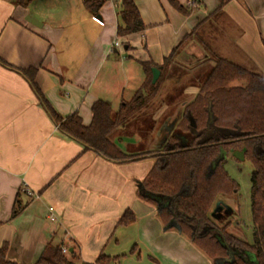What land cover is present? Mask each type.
I'll return each instance as SVG.
<instances>
[{
  "label": "crops",
  "instance_id": "1",
  "mask_svg": "<svg viewBox=\"0 0 264 264\" xmlns=\"http://www.w3.org/2000/svg\"><path fill=\"white\" fill-rule=\"evenodd\" d=\"M18 1L0 0V57L15 67L0 63V247L8 243V258L34 264L53 243L91 263L105 253L124 255L115 264H213L190 238L166 228L156 205L139 196L153 158L113 161L85 149L60 128L42 97L61 117L78 113L89 125L96 101L113 109L127 92L135 94L145 79L141 62L162 64L222 0H196V6L175 0L188 13L172 0H135L146 29L125 36L117 34L120 0H107L98 15L84 0H37L33 9L34 0H25L26 6ZM225 1L227 26L241 29L230 33L226 52L264 73V0ZM189 46L187 53L202 51L195 41ZM29 68H36L42 97L20 71ZM199 90L189 82L184 93ZM194 97L184 96L173 111L165 103L154 114L158 125L148 149L161 148L167 127L177 125ZM125 138L133 139H115L124 151H141L138 143L124 144ZM24 186L38 196L26 195ZM16 205L22 208L13 216ZM128 209L136 220L122 225Z\"/></svg>",
  "mask_w": 264,
  "mask_h": 264
},
{
  "label": "trees",
  "instance_id": "2",
  "mask_svg": "<svg viewBox=\"0 0 264 264\" xmlns=\"http://www.w3.org/2000/svg\"><path fill=\"white\" fill-rule=\"evenodd\" d=\"M106 1L84 0V5L98 15ZM172 2L184 13L190 11L175 0ZM225 2L222 0L199 22L162 64L141 62L145 79L132 98L123 100L117 111L113 112L108 101H96L89 125L83 123L78 113L63 118L52 109L41 96L35 81L36 68L20 71L42 97L60 128L81 142L85 149L113 161L153 158V166L140 182L138 193L142 199L156 205L166 228H176L190 238L213 264H264V73L248 63L234 61L226 52L223 42V37L227 36L224 32H228ZM17 3L27 5L25 0ZM118 14V36L146 29L135 0H120ZM236 29L241 33L238 27L235 33ZM190 41L201 45L214 63L202 74L204 79L199 92L185 102L179 122L161 148L124 151L115 139L133 135L136 132H133L134 126H139L142 121L150 118V131L154 133L157 121L153 116L168 99L165 82H178L185 76L186 71L177 64V59ZM0 63L15 68L1 57ZM153 67L161 68L156 83H153ZM235 81H241V84H234ZM174 100L181 101L178 97ZM210 112L214 117L212 122ZM244 147L247 149L246 159L253 166L251 206L254 231L251 242L228 232V223L218 227L212 214L218 197L237 189V183L225 169L222 155ZM21 208L16 205L12 215L20 213ZM135 220V214L128 209L119 223L129 225ZM7 252L8 243H4L0 247V264H26L9 259ZM123 256L102 253L95 263H91L82 261L75 250L65 254L62 244L49 243L34 264H115Z\"/></svg>",
  "mask_w": 264,
  "mask_h": 264
},
{
  "label": "rangeland",
  "instance_id": "3",
  "mask_svg": "<svg viewBox=\"0 0 264 264\" xmlns=\"http://www.w3.org/2000/svg\"><path fill=\"white\" fill-rule=\"evenodd\" d=\"M37 0H34V3L32 4V9L36 5ZM45 6V5H44ZM33 11V10H32ZM227 24V21H226ZM231 24L228 23V32H224V34H227L226 37H223V42L225 47L228 46V39H231L230 33L235 34V29L230 28ZM236 29V33H237ZM229 34V35H228ZM191 42V41H190ZM188 42L182 52L180 53L177 64L180 65L182 69L186 71L185 76L179 80L178 82L170 83L165 82V86H167L166 91H168V99L166 100L167 105L169 106L168 110H176V108L180 105V102H176L177 100H174V98H183L184 96H196L194 94H185L184 89L186 87V84L189 82L191 83H197L200 85L204 79V71H208L210 69L209 65H214V63L208 59V56L206 55V51L201 48L202 51L198 50V53L195 52V54L187 53V49L190 51L192 50L189 46ZM230 45V44H229ZM189 46V48H188ZM198 48V47H197ZM186 52V54L184 52ZM189 52V51H188ZM183 53V54H182ZM237 59L242 58V54L236 53ZM202 64H205L206 67L202 68L203 70L199 69L198 67ZM200 74V75H199ZM234 84H241V81H235ZM200 87V86H199ZM129 93V94H128ZM134 95V92H127L126 96H128L126 99L129 100L131 96ZM170 101V102H169ZM113 112L117 111L119 106L117 102H114L113 105ZM149 118V116L147 117ZM150 118L148 121H142L139 126H134V131H136L133 135V139H124V144L127 142L135 143V145L138 143L140 147L139 149H146L147 146H149V142L153 140V135L155 133H151L150 131ZM158 125V123H157ZM157 129V128H156ZM154 130V132L156 131ZM138 135V136H137ZM131 137L130 135H126ZM125 136V137H126ZM137 136V137H136ZM134 140V141H133ZM224 158V166L229 175L235 180L237 183V189H235L233 192H229L228 194H222L218 197V199H225L233 208L234 210L226 216L222 221L217 219L215 216H213L214 223L218 227H224L225 224H229L227 231L244 239L249 242L253 240V231H254V224H253V212H252V206H251V193H252V170L253 166L252 163L248 160H239L234 157L233 154L222 155ZM215 206V204H214ZM213 206V208H214Z\"/></svg>",
  "mask_w": 264,
  "mask_h": 264
},
{
  "label": "water",
  "instance_id": "4",
  "mask_svg": "<svg viewBox=\"0 0 264 264\" xmlns=\"http://www.w3.org/2000/svg\"><path fill=\"white\" fill-rule=\"evenodd\" d=\"M26 19L29 21V22H31L32 24H34V25H37V26H40V25H42V22L40 21V20H38L37 18H35L34 16H32V15H28L27 17H26ZM160 74H161V68L160 67H153V83H156L157 82V80L159 79V77H160ZM214 120V117H213V113L212 112H210V122H212ZM174 127H173V124H171L170 126H168L167 127V134L164 136V139L162 140V143H164V141H165V139H166V137L168 136V134H169V132L173 129ZM246 147H244L243 149H240V150H232V153H233V155L237 158V159H239V160H245V158H246ZM223 204L221 203V202H218V204H217V208H215V210H214V213H213V216H215L216 217V212H218V211H220L221 209H222V207H224V206H222ZM220 206H222L221 208H219Z\"/></svg>",
  "mask_w": 264,
  "mask_h": 264
},
{
  "label": "flooded vegetation",
  "instance_id": "5",
  "mask_svg": "<svg viewBox=\"0 0 264 264\" xmlns=\"http://www.w3.org/2000/svg\"><path fill=\"white\" fill-rule=\"evenodd\" d=\"M176 127V126H175ZM174 127V128H175ZM173 128V129H174ZM173 129L169 132V134H168V136L166 137V139H165V141L168 139V137H169V135L173 132ZM165 141H164V143H165ZM163 143V144H164ZM163 144H162V146H163ZM161 146V147H162ZM240 150V149H239ZM233 154V153H232ZM235 157V156H234ZM236 158V157H235ZM246 159V158H245ZM218 202H221L223 205L222 206H224V207H222V206H220L219 208H221L222 207V209L220 210V211H218V212H216L215 214H216V218L217 219H224V218H226V216L228 215V213H230V212H232L233 210H234V208L225 200V199H218L217 201H216V203H215V206H214V208H213V211H212V214L214 213V210H215V208H217V204H218Z\"/></svg>",
  "mask_w": 264,
  "mask_h": 264
},
{
  "label": "built area",
  "instance_id": "6",
  "mask_svg": "<svg viewBox=\"0 0 264 264\" xmlns=\"http://www.w3.org/2000/svg\"><path fill=\"white\" fill-rule=\"evenodd\" d=\"M188 4H189V6H196V5H197L196 0H189V1H188ZM115 45H116V46H119L120 43L116 41V42H115ZM23 190H24L25 194L28 195V196H38V194L35 193V192H34L30 187H28V186H24ZM50 218H51L52 220H55V219H56V216H55L54 214H51ZM62 251H63V253H65V254H68V253H69V249H68L67 246H62Z\"/></svg>",
  "mask_w": 264,
  "mask_h": 264
}]
</instances>
